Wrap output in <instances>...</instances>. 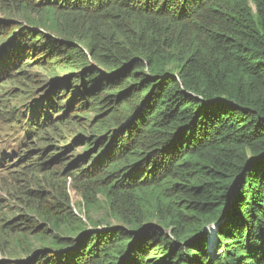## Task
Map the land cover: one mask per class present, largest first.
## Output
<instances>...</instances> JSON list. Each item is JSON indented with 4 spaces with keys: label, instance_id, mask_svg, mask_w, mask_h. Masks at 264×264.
<instances>
[{
    "label": "trees",
    "instance_id": "16d2710c",
    "mask_svg": "<svg viewBox=\"0 0 264 264\" xmlns=\"http://www.w3.org/2000/svg\"><path fill=\"white\" fill-rule=\"evenodd\" d=\"M0 4V73L37 89L23 127L69 141L16 162L73 152L116 221L37 195L26 264H264V0Z\"/></svg>",
    "mask_w": 264,
    "mask_h": 264
},
{
    "label": "rangeland",
    "instance_id": "374dc122",
    "mask_svg": "<svg viewBox=\"0 0 264 264\" xmlns=\"http://www.w3.org/2000/svg\"><path fill=\"white\" fill-rule=\"evenodd\" d=\"M7 13L8 10L5 6L0 4V16L7 15ZM23 73L25 72L19 71L17 77L21 79ZM29 73L32 78H37L32 80L33 82L43 80L42 72L30 69ZM2 75L4 73H0V147H6L7 143L14 139V142L21 147L20 154L33 152L36 155L46 145L51 148V150L49 149L50 153L54 154L60 153V148L67 149L69 141L65 139V135L63 138L59 135L63 132L60 127L49 128L55 124V120L40 125L37 132L28 124L23 127L26 123L25 118L27 114L29 115L26 108L31 107L33 101L38 97L37 89L31 84L22 90L17 81H5L7 75L1 77ZM11 79H15V76H12ZM29 91L31 92L29 93ZM61 106L60 110L64 109V105L61 104ZM26 129L27 132H25ZM66 132L71 133L69 128L66 129ZM47 136H50L52 140ZM22 140H25V143L21 144ZM73 158L74 154L70 152L69 155L52 163L49 169H45L42 165L45 162L43 157L33 158L27 165H20V160L16 162L18 158L15 157L2 165L7 169L0 170V259L7 258L14 264H26L31 257L28 256L27 250H30L33 244H27L20 240L19 236L24 227L21 223H28L26 219L37 221L35 216L28 215L30 207L35 204L37 195L51 194L54 198L55 196L62 197V194L66 192L69 195L72 210L76 212L77 217L96 223H116L111 218L102 197H95L94 202H92V198L86 197L87 195L81 188L82 176L79 172L86 164L80 163L77 168L72 169ZM53 198L52 200H54ZM64 220L69 225L76 222L74 217L64 218Z\"/></svg>",
    "mask_w": 264,
    "mask_h": 264
},
{
    "label": "clouds",
    "instance_id": "9594fccd",
    "mask_svg": "<svg viewBox=\"0 0 264 264\" xmlns=\"http://www.w3.org/2000/svg\"><path fill=\"white\" fill-rule=\"evenodd\" d=\"M9 138L10 136H6ZM19 145L12 139L6 147H0V166L15 158V153L19 152Z\"/></svg>",
    "mask_w": 264,
    "mask_h": 264
}]
</instances>
